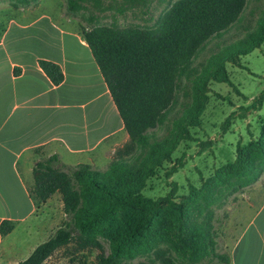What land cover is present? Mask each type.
Segmentation results:
<instances>
[{
	"label": "trees",
	"instance_id": "trees-1",
	"mask_svg": "<svg viewBox=\"0 0 264 264\" xmlns=\"http://www.w3.org/2000/svg\"><path fill=\"white\" fill-rule=\"evenodd\" d=\"M11 1L19 6L32 0ZM84 1L69 0L68 9L82 11ZM246 2L179 0L154 29L94 26L85 30V39L130 141L116 151V159L105 171L87 164L65 166L58 156L38 162L33 171L31 198L40 206L59 193L66 222L19 264H44L73 242L81 249L101 251L98 264H135L134 260L140 256L144 260L137 264L231 263L229 254L218 247L215 227L218 217L214 207H222L233 194L258 182L264 173V147H258L261 163L257 164L239 144L235 163L217 173L214 185L206 183L203 193L193 188L190 200L195 201L196 196L204 199L202 210H198L203 217L201 222L185 208L184 202L175 201L176 189L159 199L146 197L143 189L145 178L155 174L161 160L171 161L178 143L192 139L188 127L198 124V113L194 110L174 122L180 133L174 144L157 140L156 131L167 124L183 80L190 78L194 60L210 41L223 37L238 23ZM263 43L264 26H261L260 35L249 34L246 39L225 46L210 57L203 76L194 80L196 87L205 89L208 80H212L227 84L245 97L232 82L226 65L231 63L243 69L241 58ZM40 65L55 85L64 81L58 65L45 61ZM263 104L264 90L244 111H260ZM236 115L232 113L226 119L225 133ZM183 166L184 159L180 158L167 172L168 177ZM13 229L14 224L9 221L0 228L3 236ZM101 237L111 241L108 254Z\"/></svg>",
	"mask_w": 264,
	"mask_h": 264
},
{
	"label": "crops",
	"instance_id": "crops-1",
	"mask_svg": "<svg viewBox=\"0 0 264 264\" xmlns=\"http://www.w3.org/2000/svg\"><path fill=\"white\" fill-rule=\"evenodd\" d=\"M121 1L131 8L139 2ZM92 3L91 16L70 11L65 0L0 4L5 12L0 21V228L5 221L14 224L6 236L0 230V264L27 260L56 232L45 222L44 210L58 207L61 195L40 206L30 195L38 162L58 156L65 166L97 168L110 164L130 141L84 36L85 30L104 26L105 1ZM113 20L110 26L126 27ZM42 61L61 68L60 85L45 73ZM223 252L230 264H264V201Z\"/></svg>",
	"mask_w": 264,
	"mask_h": 264
},
{
	"label": "rangeland",
	"instance_id": "rangeland-1",
	"mask_svg": "<svg viewBox=\"0 0 264 264\" xmlns=\"http://www.w3.org/2000/svg\"><path fill=\"white\" fill-rule=\"evenodd\" d=\"M6 1L8 0H0V4L3 5ZM92 1L85 0L82 3L83 6L86 4L87 6L80 11V15H92L94 12ZM104 1L107 8L103 15L104 26L109 27L115 18L118 25L154 29L172 5L179 0H147L138 2L132 8L121 0ZM83 11L88 13L83 14ZM2 16H5L4 11H0V21L3 20ZM261 26H264V0H247L238 23L232 26L223 37L210 41L194 60L190 78L183 80L178 101L170 113L167 124L156 131L157 140H165L166 145L174 144L179 140L180 133L174 126V122L182 119L190 111L194 110L198 113V124L188 127L192 139L181 140L178 143L171 155V161L161 160L155 174L145 178L143 194L146 197L159 199L168 196L173 189H176L175 201L184 202L185 208L197 217L198 222H201L203 217L199 215L198 210H202L204 199L196 196L195 201L190 200L191 197L193 198V188L203 193L206 183L210 186L214 185L217 173L235 163L239 144L245 153L255 160V163H261L258 147L259 145L264 147V104L260 111L246 113L244 109L251 106L264 90V43L259 49L241 58L243 69L231 63L226 65L232 82L245 97L239 96L224 83L208 80L205 89L201 90L194 83L197 77L203 76L212 55L222 51L227 45L246 39L249 34L260 35ZM232 113L237 114L236 119L232 121L225 133L224 123ZM40 158L41 156L38 159ZM180 158L184 159V166L168 177L167 172ZM115 159L116 153L111 162ZM109 165L102 162L94 169L105 171ZM263 201L264 173L258 182L233 194L222 207H214L218 217L215 227L220 251H225V247L233 243L235 237L248 223L249 217L258 210ZM57 202L55 199L52 201L53 204L58 205L54 210H44V220L49 225L52 224L51 229L54 231L66 222L63 201L58 199ZM101 240L106 249L105 253L108 254L111 241L105 237H101ZM162 246L166 248L165 244ZM101 253L97 249H81L73 242L61 248L47 264L52 262V264H98V256ZM143 260L144 257L140 256L134 260V263L137 264Z\"/></svg>",
	"mask_w": 264,
	"mask_h": 264
}]
</instances>
